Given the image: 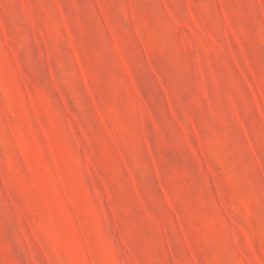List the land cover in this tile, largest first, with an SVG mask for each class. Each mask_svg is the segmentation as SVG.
<instances>
[{"label": "rangeland", "instance_id": "obj_1", "mask_svg": "<svg viewBox=\"0 0 264 264\" xmlns=\"http://www.w3.org/2000/svg\"><path fill=\"white\" fill-rule=\"evenodd\" d=\"M0 264H264V0H0Z\"/></svg>", "mask_w": 264, "mask_h": 264}]
</instances>
